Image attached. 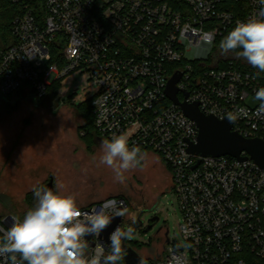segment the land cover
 Wrapping results in <instances>:
<instances>
[{
	"label": "built area",
	"instance_id": "1",
	"mask_svg": "<svg viewBox=\"0 0 264 264\" xmlns=\"http://www.w3.org/2000/svg\"><path fill=\"white\" fill-rule=\"evenodd\" d=\"M11 1L23 11L12 23L14 43L6 49L0 44V96L22 91L44 99L56 81L86 73L97 86L92 107L102 138L125 134L130 147L158 154L169 169L183 215L182 241L167 238L164 256L151 264H260L264 170L252 159L191 154L189 143H197L199 128L168 99L166 89L181 73L177 87L182 102L198 104L206 116L219 120L235 114V132L264 140V118L256 116L260 102L255 99L264 87V74L246 68L236 52L222 54L219 48L237 22L258 16L264 4L47 0L40 13L26 0ZM117 207L127 209L120 225L125 227L131 213L126 198L80 208L91 212ZM12 216H5L6 227L0 228L7 230ZM86 238L89 257L97 245L107 248L101 234ZM122 243L129 245L127 240ZM0 264L11 261L0 256Z\"/></svg>",
	"mask_w": 264,
	"mask_h": 264
},
{
	"label": "rangeland",
	"instance_id": "2",
	"mask_svg": "<svg viewBox=\"0 0 264 264\" xmlns=\"http://www.w3.org/2000/svg\"><path fill=\"white\" fill-rule=\"evenodd\" d=\"M96 92L89 75L76 72L61 80L55 99L52 93L39 99L22 91L0 96V225L5 226L7 215L22 219L36 202L33 187H43L53 178L55 191L75 194L79 207L112 197L128 199L135 234L127 241L144 259L158 247H168L167 238L182 241L183 215L172 191V175L154 152H144V160L125 173L123 184L115 180L112 169L99 163L103 140L87 144L81 138L84 122L77 109ZM139 217L142 225L136 228ZM163 227L168 229L167 238L159 234Z\"/></svg>",
	"mask_w": 264,
	"mask_h": 264
},
{
	"label": "clouds",
	"instance_id": "3",
	"mask_svg": "<svg viewBox=\"0 0 264 264\" xmlns=\"http://www.w3.org/2000/svg\"><path fill=\"white\" fill-rule=\"evenodd\" d=\"M264 4V0H260ZM222 54L236 52L248 64L264 72V11L246 21H239L220 41ZM239 50V51H237ZM259 101L256 116L264 118V87L255 93ZM236 115L229 113L232 122ZM99 163L113 170L115 180L125 183V173L138 167L145 158L139 146H129L125 134L114 135L101 142ZM36 204L23 218L12 216V224L0 228V256L8 257L11 264H119L127 252L123 241L134 237L133 221L125 227L117 226L108 236L107 248L96 246L93 254L86 237H99L116 217L127 214L125 208L83 212L75 194H61L47 187H33ZM107 252V254H105ZM20 260L18 261L17 256ZM139 264H145L140 260Z\"/></svg>",
	"mask_w": 264,
	"mask_h": 264
},
{
	"label": "water",
	"instance_id": "4",
	"mask_svg": "<svg viewBox=\"0 0 264 264\" xmlns=\"http://www.w3.org/2000/svg\"><path fill=\"white\" fill-rule=\"evenodd\" d=\"M182 78L181 73L175 74L169 81L166 94L170 101L175 105L180 106L183 113L199 128V137L197 143H189L188 151L191 154L201 157H224L231 156L238 160L252 159L264 170V140L259 138H246L233 130V121L228 119L219 120L213 116H206L198 104H189L186 101L182 102L179 97L178 83ZM186 97L189 93H185ZM243 154H247L244 156ZM52 188L55 191L54 180H51L44 186ZM152 219V222L157 221ZM123 217L113 219L111 225L101 233V238L108 242L109 234L119 225L123 223ZM128 221V224H131ZM142 222L139 217L136 222V228L141 227ZM153 225H150L147 230H151ZM92 236H88L91 238ZM126 256L124 257L126 264H139L143 260L131 246L125 245Z\"/></svg>",
	"mask_w": 264,
	"mask_h": 264
},
{
	"label": "trees",
	"instance_id": "5",
	"mask_svg": "<svg viewBox=\"0 0 264 264\" xmlns=\"http://www.w3.org/2000/svg\"><path fill=\"white\" fill-rule=\"evenodd\" d=\"M46 1L47 0H26L27 3L34 6L36 9H38L39 12H40V9L44 7V4ZM22 11H23V7L21 4H15L11 0H0V44L3 49L8 48L10 45L14 43V37L12 36V32H11L12 23L14 19L16 18V16L21 14ZM57 53H58L57 51H54V55H56ZM230 57H232V55H230ZM242 63L246 68H251L253 70H259L258 68H254L253 66L248 64L245 59L242 60ZM262 73L264 74V72ZM61 80L56 81L49 89L48 93L49 94L52 93L54 99L58 95ZM166 102L169 104L171 103L169 100H166ZM77 109L80 111L82 118H83V122H84L79 127V133L81 135V138L87 144H95L102 140H105L104 138H102V136L97 132L95 128V115H94V109L92 107V99H90L84 104H81L80 106H78ZM142 151L143 153L149 152V150L147 149H142ZM120 197H123V196H120ZM35 204L36 202L31 203L33 207L35 206ZM0 237L2 236L0 235ZM259 263L264 264V260H260Z\"/></svg>",
	"mask_w": 264,
	"mask_h": 264
},
{
	"label": "flooded vegetation",
	"instance_id": "6",
	"mask_svg": "<svg viewBox=\"0 0 264 264\" xmlns=\"http://www.w3.org/2000/svg\"><path fill=\"white\" fill-rule=\"evenodd\" d=\"M50 180H51V179H50ZM50 180H49V181H50ZM49 181H48V182H49ZM48 182H47V183H48ZM47 183H46V184H47ZM46 184H45V185H46ZM45 185H44V186H45ZM44 186H43V187H44ZM128 221H131V219L128 218V219L126 220V222H128ZM150 223H151V222H150ZM154 223H155V222H152L151 224L153 225ZM151 224H150V225H151ZM159 234L167 238V237H168V229L165 230L164 227L161 228L160 231H159ZM164 251H165V247H163V248L158 247V248H157L152 254H150L149 256H147L146 258H144L143 261H144L145 264H146V262L149 261L150 259L161 258V257L164 256Z\"/></svg>",
	"mask_w": 264,
	"mask_h": 264
},
{
	"label": "crops",
	"instance_id": "7",
	"mask_svg": "<svg viewBox=\"0 0 264 264\" xmlns=\"http://www.w3.org/2000/svg\"><path fill=\"white\" fill-rule=\"evenodd\" d=\"M99 202V201H98ZM98 202H91L89 205H92V204H96V203H98ZM82 206H88V205H82Z\"/></svg>",
	"mask_w": 264,
	"mask_h": 264
}]
</instances>
